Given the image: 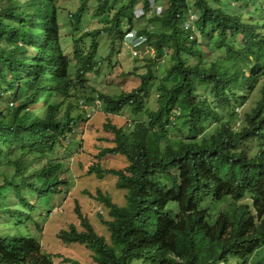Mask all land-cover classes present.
I'll use <instances>...</instances> for the list:
<instances>
[{"label":"trees","instance_id":"trees-1","mask_svg":"<svg viewBox=\"0 0 264 264\" xmlns=\"http://www.w3.org/2000/svg\"><path fill=\"white\" fill-rule=\"evenodd\" d=\"M59 1L0 0V264H43L32 211L65 194L59 158L99 105L130 112L106 127L113 145L100 153L127 163L92 162L84 176H115L123 201L98 190L95 221L76 201L79 227L61 229L62 243L90 249L96 264H264V4L162 0L157 14L150 0H96L93 11L82 0L76 12ZM87 12L97 23L84 32ZM133 30L145 37L139 48L154 49L151 60L141 52L139 85L87 95L86 75L115 64L114 44ZM102 37L113 45L108 62Z\"/></svg>","mask_w":264,"mask_h":264},{"label":"rangeland","instance_id":"rangeland-1","mask_svg":"<svg viewBox=\"0 0 264 264\" xmlns=\"http://www.w3.org/2000/svg\"><path fill=\"white\" fill-rule=\"evenodd\" d=\"M109 1L111 2L112 0ZM150 1L153 2L154 0ZM157 1L160 4L161 10H163V1ZM256 2L259 3V6L264 4L262 0H257ZM80 3H82V0L59 1L60 5L65 4L70 10L75 12L81 7ZM96 5V0H91L87 3L89 11H93L94 6ZM93 19L92 12H87V16L83 19L84 32H89L91 25H95L97 23L96 21L93 22ZM139 22L140 21L137 20L135 25L143 26V24H145L143 19L140 22L141 25L138 24ZM102 25L107 24L104 22ZM87 40L90 41V38ZM67 41H70V39ZM100 42L102 44H106L104 51L101 50V53L103 54L104 58L107 59L105 61L108 62L109 60L106 56L108 51L111 55V48L113 46L110 45L111 39L102 37L100 38ZM131 42L132 40H125L124 44H114L112 59H114L116 63H112L111 66L104 64L99 73L94 72L86 75L88 82L87 95L91 93H95L94 95H96L98 91H102L103 94L110 96L120 95L122 92H129L139 85L141 78L137 76L136 72H138V75H140L143 71L147 70L148 63L146 64V61H144L145 64H143L141 61L144 59L151 60L154 49L153 47L149 48L148 50L145 48H140V53L143 52L142 54L144 58L141 60L140 53L139 57L136 56L138 58L132 57L130 53L131 49L128 48V44ZM68 43L69 46L67 44L62 46L65 52L72 50V42ZM97 60L101 59L97 58ZM156 64H159V62H155L153 65L151 64V67L154 68ZM165 67H167L166 62H162L156 71L155 79L157 83L162 80ZM166 84L171 85V83ZM154 88H156V86H154ZM152 95H154L153 89ZM155 95L157 94L155 93ZM98 109L99 111H95V114H93L92 118L87 120L91 115L86 113V120L79 122V128L75 131L74 137L72 136L74 142L76 141L75 150L70 152L67 151V154L61 155L62 157L66 158V160L64 158H59L66 162L64 165L61 163L60 166L61 171L66 169L64 172L65 175H63V177L68 180V185L63 187L65 194L55 196L53 199L52 197H48L47 201L44 203L39 201V206H37V208L32 211V215H34L36 221H38L39 224L36 234L40 240V246L37 247L35 251V254L38 255L37 262L39 263L96 264L93 262L92 252L90 249H87L85 246L64 244L57 238V235L61 229H66L71 224H76L79 227L80 220L74 213L76 201H78L82 213L85 216L87 215V217H90L89 219L92 221L96 220V211L100 208L99 203L96 200V197L98 196V190H101L102 193L109 194L112 197L113 202L123 201V193L115 188V176L109 174H104L101 178H98L96 174L84 176L87 175V169L93 163L98 165V167L102 170H121L126 166L127 163V160H125L123 156L111 154L100 156V153L105 148L113 145L111 141H106V139L109 140L113 137L110 129L106 127L109 125L121 127L125 122H129L130 120L128 117L132 118L129 110H124L120 114H105L103 112L104 110L101 108V105L98 106ZM233 124L235 127L237 126L235 122H233ZM177 127L180 134L187 133V130L180 125V122L177 123ZM254 152L255 148L251 151L252 155H254ZM50 201L52 204H54L53 209H50L52 207V205H50ZM49 210L52 211L48 213ZM26 224L35 230L34 222L28 220ZM93 224L101 232L103 231V228L98 222ZM65 258H67L69 262H65Z\"/></svg>","mask_w":264,"mask_h":264},{"label":"clouds","instance_id":"clouds-1","mask_svg":"<svg viewBox=\"0 0 264 264\" xmlns=\"http://www.w3.org/2000/svg\"><path fill=\"white\" fill-rule=\"evenodd\" d=\"M153 7L156 8V6H153ZM161 11H162V10H161ZM135 13H136L137 16H139V14H138L137 12H135ZM156 13H157V12H156ZM160 13H161V12H160ZM160 13H157V14H160ZM191 14H192V13H190V15H191ZM190 20H191V21H195V20H196V15L192 14ZM192 23H193V22H192ZM189 24H191V23H186V24H185V28H186L187 26H189ZM127 38H128V39H127ZM125 40H132V42H131L130 44H128V48L131 49V50H130V53H131L132 57L138 58V57H139V53H140V48H139L138 46L141 45V44L145 41V37H143V36H137V32H136L135 30H133V31L128 32V34L126 35ZM123 44H124V43H123ZM144 48H145L146 50H148V49H149V46L146 45V46H144ZM134 52H136V54H134ZM140 54H141V53H140ZM136 56H138V57H136ZM142 58H143V56H142ZM80 103H81V102H80ZM95 103H96V104H99V101L96 100ZM85 108H87V107H85ZM239 110H240V109H236V112H239ZM91 111L95 113L94 109H92ZM91 111H90V112H91ZM86 113H88V115H89V114L91 115V113H89V112H86ZM235 123L237 124L236 127H238V126H239V123H241V122H240V119H236V120H235ZM221 208H222V205H221ZM221 208H220V209H221Z\"/></svg>","mask_w":264,"mask_h":264},{"label":"built area","instance_id":"built-area-1","mask_svg":"<svg viewBox=\"0 0 264 264\" xmlns=\"http://www.w3.org/2000/svg\"><path fill=\"white\" fill-rule=\"evenodd\" d=\"M156 1L154 0L153 2H151V1L150 2H151V5L156 6V12L160 13L161 12L160 4L158 3V1L157 2ZM134 54H136V52H134Z\"/></svg>","mask_w":264,"mask_h":264}]
</instances>
